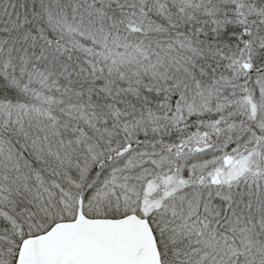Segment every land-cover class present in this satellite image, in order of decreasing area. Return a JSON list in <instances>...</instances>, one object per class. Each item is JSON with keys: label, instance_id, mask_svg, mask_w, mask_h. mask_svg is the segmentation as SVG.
Listing matches in <instances>:
<instances>
[{"label": "snow or ice", "instance_id": "6c2138e0", "mask_svg": "<svg viewBox=\"0 0 264 264\" xmlns=\"http://www.w3.org/2000/svg\"><path fill=\"white\" fill-rule=\"evenodd\" d=\"M0 264H264V0H0Z\"/></svg>", "mask_w": 264, "mask_h": 264}]
</instances>
